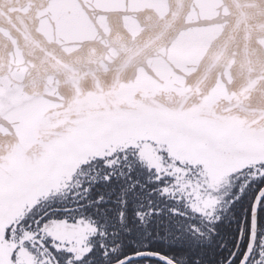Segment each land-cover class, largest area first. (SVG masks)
<instances>
[{"label": "snow or ice", "instance_id": "6c2138e0", "mask_svg": "<svg viewBox=\"0 0 264 264\" xmlns=\"http://www.w3.org/2000/svg\"><path fill=\"white\" fill-rule=\"evenodd\" d=\"M0 264H264V0H0Z\"/></svg>", "mask_w": 264, "mask_h": 264}]
</instances>
